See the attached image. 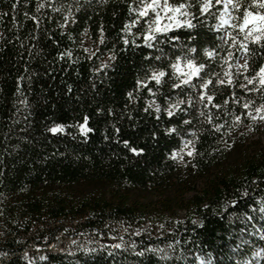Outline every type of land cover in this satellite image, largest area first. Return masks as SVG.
I'll return each mask as SVG.
<instances>
[{
	"label": "trees",
	"instance_id": "16d2710c",
	"mask_svg": "<svg viewBox=\"0 0 264 264\" xmlns=\"http://www.w3.org/2000/svg\"><path fill=\"white\" fill-rule=\"evenodd\" d=\"M171 2L195 27L148 48L139 0H0V264H264V92L242 87L264 46H233L214 0ZM185 57L205 67L177 88ZM117 223L138 231L120 247L49 249Z\"/></svg>",
	"mask_w": 264,
	"mask_h": 264
},
{
	"label": "snow or ice",
	"instance_id": "6c2138e0",
	"mask_svg": "<svg viewBox=\"0 0 264 264\" xmlns=\"http://www.w3.org/2000/svg\"><path fill=\"white\" fill-rule=\"evenodd\" d=\"M139 2L141 3L142 7L138 9V16L140 18H149L147 21V31L143 36L145 46L148 48H152L154 46L152 42L156 41L159 35L167 36L168 33L173 32L176 29H191L195 27L192 21L187 18L190 13L187 11L188 5L185 3L174 4L171 2V0H139ZM245 2L246 0H214L215 4H222L224 9L220 16V26L223 27L227 25L237 31V33L243 37L242 40L238 41L237 37L233 35L232 32H229L228 37L231 39L232 45L235 46L238 44L240 49L247 51L249 43L261 44L264 46V43H262L264 42V0H251L247 6H245ZM40 7L42 8L44 5L41 4ZM212 7L213 0H204L201 7V12L206 13ZM233 11L239 12L240 15H233ZM129 27L130 26L126 25V30ZM169 38L174 41L179 40V37L177 36H171ZM101 42H103V40H101ZM124 43L128 44L129 41L125 39ZM191 51L195 52L196 49L192 48ZM206 55L211 57L213 52L207 51ZM228 57H232L231 52L228 53ZM157 59H159V57H157ZM225 62H227V60ZM204 67L205 66L203 64H197L191 58L185 57L183 58V61L178 58L176 63L172 65L173 70L178 74L177 78L180 79V83L176 84L175 87L179 88L182 85L191 84L194 77L200 76ZM240 67H242L243 70L247 72L249 66L245 61V63ZM165 75L166 73L163 71L154 72L151 76V79L157 84H160L162 78ZM224 75L227 78V84L231 85L233 83L232 74L230 72H225ZM246 80L247 84L242 85V87L247 89L248 85H253L251 89H248L249 91L264 92V66H261L251 78L246 77ZM210 83L211 81H207L202 85V87L207 88L208 84ZM219 83L224 84L225 80H220ZM129 96H131V93H129ZM205 99L209 104H211L213 97L210 95L205 96L204 94H201V102H203ZM179 103H183V101H180ZM225 103H227V101H225ZM178 107L179 104L172 105V108ZM244 107L247 109L249 104H244ZM156 110L159 112V107H157ZM255 113L260 119L264 120V105L255 108ZM168 115L171 117L174 115V112L169 110ZM201 115H203V113H201ZM252 119H256V116H252ZM239 120L240 117L237 116L236 121L239 122ZM87 123L88 117H85L84 123L79 125L81 133L85 135L92 131L91 128L87 127ZM49 131L53 134L61 133L64 131V127L62 125H56L50 128ZM125 146H127V142H125ZM131 151L137 155L139 154V152H137V150L134 148L131 149ZM188 154L191 155L192 153L189 152ZM261 211H264V209H261ZM116 247H120V245H116Z\"/></svg>",
	"mask_w": 264,
	"mask_h": 264
},
{
	"label": "rangeland",
	"instance_id": "374dc122",
	"mask_svg": "<svg viewBox=\"0 0 264 264\" xmlns=\"http://www.w3.org/2000/svg\"><path fill=\"white\" fill-rule=\"evenodd\" d=\"M146 225L147 224H145V227ZM109 229H112L113 232L110 233L108 236H102L101 234H96L93 232H83L78 233L77 236L70 238L63 231L58 233L57 236L59 237V239H62L63 242H65L66 240L68 241L69 239L70 241H79L81 242V245L83 244L84 246L89 247L92 243L94 244L93 241L95 240H97L98 242H105L107 244L122 245L123 243H125V241H127V235H137L138 233L136 229L131 230V228L127 224L123 223L110 224Z\"/></svg>",
	"mask_w": 264,
	"mask_h": 264
},
{
	"label": "built area",
	"instance_id": "2783aa9c",
	"mask_svg": "<svg viewBox=\"0 0 264 264\" xmlns=\"http://www.w3.org/2000/svg\"><path fill=\"white\" fill-rule=\"evenodd\" d=\"M83 222L84 221H82V222H74L72 224H80V223H83ZM65 242H63L62 239H59V237L57 236L56 239H55V241L52 244H50V245H57V246H59V248H62V246L65 244Z\"/></svg>",
	"mask_w": 264,
	"mask_h": 264
},
{
	"label": "bare ground",
	"instance_id": "6f19581e",
	"mask_svg": "<svg viewBox=\"0 0 264 264\" xmlns=\"http://www.w3.org/2000/svg\"><path fill=\"white\" fill-rule=\"evenodd\" d=\"M76 222V221H75ZM49 249L51 250V251H55V250H58V249H60L59 248V246H57V245H50L49 246Z\"/></svg>",
	"mask_w": 264,
	"mask_h": 264
}]
</instances>
